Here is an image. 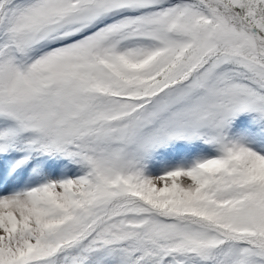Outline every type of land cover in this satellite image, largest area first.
<instances>
[{
	"label": "snow or ice",
	"instance_id": "snow-or-ice-1",
	"mask_svg": "<svg viewBox=\"0 0 264 264\" xmlns=\"http://www.w3.org/2000/svg\"><path fill=\"white\" fill-rule=\"evenodd\" d=\"M0 264H264V0H0Z\"/></svg>",
	"mask_w": 264,
	"mask_h": 264
}]
</instances>
